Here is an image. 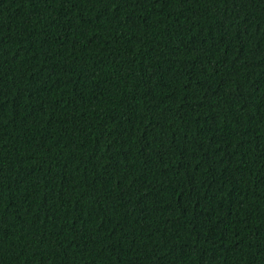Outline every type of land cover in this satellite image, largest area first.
Instances as JSON below:
<instances>
[{
	"label": "trees",
	"instance_id": "1",
	"mask_svg": "<svg viewBox=\"0 0 264 264\" xmlns=\"http://www.w3.org/2000/svg\"><path fill=\"white\" fill-rule=\"evenodd\" d=\"M0 264H264V0H0Z\"/></svg>",
	"mask_w": 264,
	"mask_h": 264
}]
</instances>
